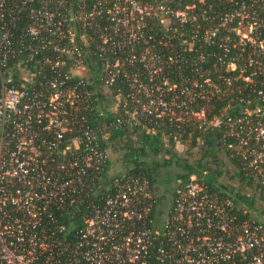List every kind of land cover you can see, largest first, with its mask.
I'll use <instances>...</instances> for the list:
<instances>
[{
	"label": "built area",
	"instance_id": "1",
	"mask_svg": "<svg viewBox=\"0 0 264 264\" xmlns=\"http://www.w3.org/2000/svg\"><path fill=\"white\" fill-rule=\"evenodd\" d=\"M171 1L0 0V264H264V211L240 175L193 173L168 198L115 175L102 141L213 129L249 196L264 186V0L203 30L215 15ZM90 77L108 96L99 121ZM215 95L230 97L218 111Z\"/></svg>",
	"mask_w": 264,
	"mask_h": 264
},
{
	"label": "trees",
	"instance_id": "2",
	"mask_svg": "<svg viewBox=\"0 0 264 264\" xmlns=\"http://www.w3.org/2000/svg\"><path fill=\"white\" fill-rule=\"evenodd\" d=\"M238 1H244L248 5H253L254 8H257L260 11V13L262 12L261 8L258 6V4L260 3L258 0H204L202 2L200 0H172L170 4L177 5L179 7H185L186 5L195 3L198 9L206 10V16L209 15V17L213 18V16L215 15V17L213 18V22L211 21V23L204 22L202 20L203 17H199V20L196 22V24L199 23L202 26L203 30V28L205 29L207 26L217 25L220 18H217L218 16H216V14L221 12H231L236 6V4L239 3ZM261 15L262 18H264V12H262ZM236 24L237 19H233L231 22H228L227 27H233ZM168 49L169 48L166 46H161L156 50L167 52ZM211 49L214 50L215 47L210 46L209 50ZM211 61L212 58L210 57V62ZM101 66V62L97 61L98 69ZM183 72L186 75L192 73L190 67L185 68ZM175 73V71L169 73L171 80L175 79ZM89 79L90 81L98 84V86L96 87H98L99 99L96 104L95 121H99L103 119V116L100 115V112L103 110L106 111L105 102L107 101L108 96L104 93V90H102V81L100 79H94L93 77H90ZM243 91L245 95H248L247 88L243 89ZM213 98V102L216 101V111H218V109L221 108V105L225 104L230 97H226L224 100H221L218 98L217 95H215ZM253 98L255 101L259 100L258 97ZM106 140H110L111 142H113L114 155L116 154L119 157L122 163L121 166L125 169H119V171L117 170L115 175L120 177L124 176V174L126 173L129 175H144L150 180L151 186L152 188H154V190H156L158 187L156 181L159 174V167L168 165L171 162L172 158H165L163 162L156 160L155 157H152V159L150 160L147 152V147L152 150L154 155H158L160 151L162 149H165L167 145L173 148L178 143H181L186 146L187 154L193 155L194 152H192L191 150L194 149H196L194 150L196 152L198 150H202V152L200 153V157L195 159L194 163L184 161L182 165L185 171L177 175V178L181 181H179L177 186L189 179V177L193 173L201 175L202 172H204L205 170H209L210 179H216V175H219L222 170L219 169L217 166L218 164L223 162V160L218 159L216 157L221 152H227L224 148L221 138L218 137L217 132H215L213 129L193 130L192 127H185L182 130H177L173 127H169L165 129L156 128L154 130L147 131L146 129L141 127L129 129L124 128L120 130H114L111 134H109V136H102L103 143H105ZM167 152H172L171 148H168ZM227 153V155L230 157V153ZM230 161H232L233 164L240 169V174L237 171L232 174L234 176L233 178L239 175L242 178L241 183L239 185L242 189L237 191V195L244 201H247L248 203L254 205V200L257 199L256 194H264V186H262L261 184H256L252 186V199V196H249V190L247 189V186L250 185L251 182H249L248 178L242 173L241 164L234 159H231ZM208 183L215 189H221V187L214 186L210 182ZM174 189L175 188H173V191Z\"/></svg>",
	"mask_w": 264,
	"mask_h": 264
},
{
	"label": "rangeland",
	"instance_id": "3",
	"mask_svg": "<svg viewBox=\"0 0 264 264\" xmlns=\"http://www.w3.org/2000/svg\"><path fill=\"white\" fill-rule=\"evenodd\" d=\"M243 27H244V25L242 26V31L244 33L249 34L252 31V28L250 26H248V28H243ZM168 148H171L172 152H167ZM194 150H196V149H194ZM194 150H191L192 152H194L193 155L187 154L186 146L181 144V143H178L173 148L171 146L169 147V145H167L165 147V149H162L158 155H154L152 150L149 147H147V152H148V156H149L150 160L152 159V157H155L156 160L163 162L165 158H172L171 162L168 165L159 167V174H158L157 181H156L161 192L163 194L167 195L168 198L171 196L173 188H175V186H177V184L180 181L177 178V175L179 173L185 171V169L183 168V165H182L184 163V161H187V162L189 161L191 163H194L195 159L200 157V155H201L200 153L202 152V150H200V151L198 150L197 152ZM113 158H114L115 170L116 171L119 169L125 170L121 166V164H122L121 160L119 159V157L116 154L113 156ZM179 158H180V160H179ZM217 167L222 168L223 167L222 163L218 164ZM224 168H228V167L224 166ZM167 188H169V189H167ZM256 195H257L258 204H259L260 209H261L260 211H264V194L259 193Z\"/></svg>",
	"mask_w": 264,
	"mask_h": 264
},
{
	"label": "flooded vegetation",
	"instance_id": "4",
	"mask_svg": "<svg viewBox=\"0 0 264 264\" xmlns=\"http://www.w3.org/2000/svg\"><path fill=\"white\" fill-rule=\"evenodd\" d=\"M222 163H224V162H222ZM222 165H223V167L222 168H219V169H222V170H221V173L218 175V177L221 180H225L227 182L232 181L234 176L231 174V172H229L230 171L229 170L230 163L227 162V163H224ZM224 166H227L228 168H224Z\"/></svg>",
	"mask_w": 264,
	"mask_h": 264
}]
</instances>
